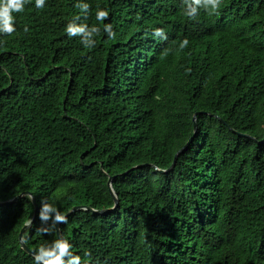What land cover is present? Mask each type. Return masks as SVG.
Wrapping results in <instances>:
<instances>
[{
	"label": "trees",
	"instance_id": "obj_1",
	"mask_svg": "<svg viewBox=\"0 0 264 264\" xmlns=\"http://www.w3.org/2000/svg\"><path fill=\"white\" fill-rule=\"evenodd\" d=\"M86 2L78 22L107 7L115 39L67 37L77 0H28L0 38V202L28 193L0 205V264H33V198L31 251L57 238L42 198L110 210L111 177L116 210L61 225L81 264H264V0L195 21L181 0Z\"/></svg>",
	"mask_w": 264,
	"mask_h": 264
},
{
	"label": "clouds",
	"instance_id": "obj_2",
	"mask_svg": "<svg viewBox=\"0 0 264 264\" xmlns=\"http://www.w3.org/2000/svg\"><path fill=\"white\" fill-rule=\"evenodd\" d=\"M28 0H0V38L5 36H12L18 31L17 14L23 13ZM183 6V16L188 20L195 21L201 14L207 17H216L221 13L224 7L225 0H181ZM46 7V0H34L35 9H44ZM76 7L79 13L65 25L64 32L67 37H79L81 45L86 49H93L96 47V37L101 32V25L103 33L107 38L115 39L116 32L113 30V25L105 22L109 17V9L107 7H97L95 9V20L97 24L91 26L81 20V15L87 19L91 11V5L86 0H77ZM23 31L27 33L29 28L24 26ZM153 37H158L162 40L167 39L163 28L156 27L152 32ZM4 41L0 39V43ZM189 44L187 39L180 42V47L184 48ZM31 198V197H30ZM38 218L41 222L51 221L48 227L41 229L42 234L50 233L56 230L58 224H67V215L58 209L53 202H46L43 198L40 202V209ZM32 221H26V225H31ZM24 245L28 240L22 235L20 238ZM73 245L63 235H59L54 241L40 245L38 248L30 252L33 264H81V256L73 254Z\"/></svg>",
	"mask_w": 264,
	"mask_h": 264
},
{
	"label": "water",
	"instance_id": "obj_3",
	"mask_svg": "<svg viewBox=\"0 0 264 264\" xmlns=\"http://www.w3.org/2000/svg\"><path fill=\"white\" fill-rule=\"evenodd\" d=\"M196 132H197V123H196V115H195V116H194V135L189 139V141L187 142V144H186V145H185V146H184V147L178 152V154L176 155L175 160H174V163H173V165L171 166V168L176 164V161H177V157H178V155H179L180 153H182L184 150H186V149L190 146L192 140L194 139V137H195V135H196ZM143 166H144V165H138V166H135V167H133L131 170L127 171V172L125 173V175L128 174V173H130V172L133 171V170H136V169L142 168ZM167 171H168V170H166V172H167ZM163 172H165V171H163ZM113 180H114V177H111V178L109 179V182H108V185H109V188H110V192H111L112 196H113L114 199H115V206H114L112 209H110V210H100V211H97V210H93V209H91L90 207H75V208H73L68 214H66L67 217L70 216L72 213H74V212H76V211H78V210H82V209H86V210H88V211L92 210L93 212H95V213H100V214H103V213H107V212H109V211H114V210H116L117 207H118V205H119V202H118V197L116 196V194H115V192H114V190H113V187H112V182H113ZM26 195H28L27 192H25V193H23V194H20L19 196L15 197L14 199L9 200V201H7V202H0V205H3V204H10V203H15V202H17L19 199H21L22 197H24V196H26ZM33 202H34V204H35V208H36V210H35V215H34V217H33V219H32V222L34 221V219H35V217H36V212L38 211L37 204H36V200H35L34 198H33ZM61 225H62V224H58V225L56 226L57 237H58L59 235L62 234V232H61ZM30 227H31V225H25L24 228L21 230L20 235H19L20 243H21L23 249L25 250V252H27L29 255H31V254H30L31 250L29 249V247H28L27 245H24L23 241H22L20 238H21L22 235L24 236V234L26 233V231H27Z\"/></svg>",
	"mask_w": 264,
	"mask_h": 264
}]
</instances>
